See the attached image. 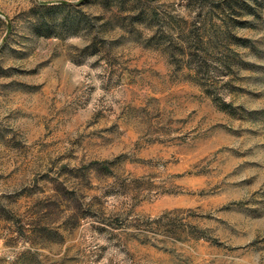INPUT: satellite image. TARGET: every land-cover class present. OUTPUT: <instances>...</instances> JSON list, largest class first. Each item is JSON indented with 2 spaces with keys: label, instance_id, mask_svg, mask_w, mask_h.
I'll use <instances>...</instances> for the list:
<instances>
[{
  "label": "rangeland",
  "instance_id": "rangeland-1",
  "mask_svg": "<svg viewBox=\"0 0 264 264\" xmlns=\"http://www.w3.org/2000/svg\"><path fill=\"white\" fill-rule=\"evenodd\" d=\"M0 264H264V0H0Z\"/></svg>",
  "mask_w": 264,
  "mask_h": 264
}]
</instances>
